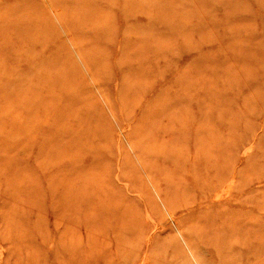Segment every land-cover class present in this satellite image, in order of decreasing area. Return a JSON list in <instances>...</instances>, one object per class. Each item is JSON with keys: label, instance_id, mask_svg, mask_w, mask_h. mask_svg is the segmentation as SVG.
<instances>
[{"label": "rangeland", "instance_id": "1", "mask_svg": "<svg viewBox=\"0 0 264 264\" xmlns=\"http://www.w3.org/2000/svg\"><path fill=\"white\" fill-rule=\"evenodd\" d=\"M49 1L0 0V264H86L87 201L122 209L135 264H264V0ZM187 94L178 167L150 108Z\"/></svg>", "mask_w": 264, "mask_h": 264}, {"label": "bare ground", "instance_id": "2", "mask_svg": "<svg viewBox=\"0 0 264 264\" xmlns=\"http://www.w3.org/2000/svg\"><path fill=\"white\" fill-rule=\"evenodd\" d=\"M39 6L41 7V4H43V8H45L46 3L51 4L49 0H37ZM74 9L85 11L86 9L98 7L94 5L93 7L90 6V0H71ZM108 3V2H107ZM53 4V3H52ZM51 4V5H52ZM89 4V5H88ZM40 7H39V14H37L38 19H40ZM92 9V10H93ZM37 21V20H36ZM44 25L46 26V21L43 20ZM141 28H136L134 30L131 29L129 38L133 35H138V31H140ZM134 30V31H133ZM146 54V51H142ZM136 55V53H134ZM142 64V65H141ZM140 65L143 66L144 63H141ZM139 65V66H140ZM126 66H128L126 64ZM186 76H182L175 84L179 85L181 88L184 87V89H193L194 82L191 80H185ZM187 81L189 83H187ZM167 92V91H166ZM165 92H161L160 95L164 94ZM167 100V106H161L160 101L157 102L158 107H154V109L150 108V114L154 119L166 117L168 120V124L166 127L161 128L162 133L164 134V142L158 143V136L157 134L153 137L154 138V144L149 148V151L152 152L153 155L156 157L163 156L172 165L175 166V164L185 163L186 159H182L180 162V152L187 151V149L190 147L182 146L180 142L184 145H186V142H188L187 135L185 133V128L187 123H189L191 120H194V116L190 112L189 109V102H190V95L187 94L184 99L182 100L179 95H174L170 98H165ZM188 103V104H186ZM165 135L168 137L167 140H165ZM199 129H198V136H199ZM153 136V135H152ZM144 138L141 139L142 146H138L135 144L136 148L140 151L141 159L144 168L146 170L153 168L151 163H149L148 156H145L147 154H144V151L147 150L146 144L143 142ZM195 143L193 144L194 151L196 154L200 155V149L202 148L201 141L197 137H195ZM145 144V145H144ZM204 152L211 156V153H207L208 149L203 148ZM119 160V158H118ZM185 161V162H184ZM212 167L214 170V175H219V181L223 182L226 181L229 178L228 168H226V162L225 160L222 162L219 155L211 162ZM131 167L133 169L134 165L131 164ZM147 170V171H148ZM129 175H134L129 170L126 169V173L123 176V179L129 177ZM133 180V177L130 179ZM101 187V185H100ZM100 190H104V188H99ZM106 189L108 191H111V186L109 184H106ZM147 201L149 200V197H146ZM73 201L77 207V213L79 201L73 197ZM85 202V200H81ZM89 204L87 205L86 212L87 215H85V227H87L88 231V247L90 253L86 256L85 252H80V257L87 258L84 263L86 264H121L122 262H127L128 264H135V259L138 256L137 253H133L135 251L134 246H127L126 244L130 245V235L133 234V228L130 222L122 215L123 211L120 210V207L117 206V204H105V206H93L89 201H87ZM169 202V200H168ZM171 203L174 202V199L170 201ZM103 203V202H101ZM148 204H150L151 207H156V204L152 201H149ZM170 204V203H169ZM73 218H76L78 216L73 215ZM148 217V216H147ZM122 218L125 220L123 222ZM130 218V217H129ZM149 219V218H148ZM24 222V221H23ZM10 228V227H9ZM126 235V237H123V235ZM123 243V246H122ZM126 243V244H125ZM114 248V249H113ZM140 247H137V252H139ZM113 249V252L111 251ZM58 255H61V252H57ZM89 257V258H88ZM146 263V262H145ZM60 264H63L60 262Z\"/></svg>", "mask_w": 264, "mask_h": 264}]
</instances>
